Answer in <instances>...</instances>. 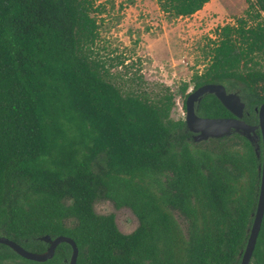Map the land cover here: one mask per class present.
Wrapping results in <instances>:
<instances>
[{"label":"trees","instance_id":"16d2710c","mask_svg":"<svg viewBox=\"0 0 264 264\" xmlns=\"http://www.w3.org/2000/svg\"><path fill=\"white\" fill-rule=\"evenodd\" d=\"M212 0H160L173 18ZM219 31L211 64L194 78L239 92L245 121L264 104V0ZM89 0H0V236L43 253L46 236L71 237L77 264H241L258 208L262 156L243 135L196 142L174 120L175 98L124 94L87 49L99 26ZM189 85H183L184 94ZM186 109V104H185ZM203 117L232 113L215 95ZM129 208L138 228L124 234L114 214ZM25 259L0 244V264H70ZM251 264H264V220Z\"/></svg>","mask_w":264,"mask_h":264},{"label":"rangeland","instance_id":"374dc122","mask_svg":"<svg viewBox=\"0 0 264 264\" xmlns=\"http://www.w3.org/2000/svg\"><path fill=\"white\" fill-rule=\"evenodd\" d=\"M89 1L99 26L95 43L87 49L89 56L124 94L152 101L172 95L176 105L171 117L178 121L186 119L185 104L195 90L194 78L210 66L219 31L248 18L249 1L255 0H212L186 18L166 15L160 0ZM185 84L189 85L186 94ZM95 210L100 215L114 214L124 234L139 226L131 209H117L111 201H98Z\"/></svg>","mask_w":264,"mask_h":264},{"label":"water","instance_id":"95a60500","mask_svg":"<svg viewBox=\"0 0 264 264\" xmlns=\"http://www.w3.org/2000/svg\"><path fill=\"white\" fill-rule=\"evenodd\" d=\"M211 94L215 95L234 117L210 118L200 116L197 113V106L205 96ZM245 110L246 103L243 101L239 92H229L223 84H205L189 94L186 101L185 121L187 129L193 133L196 142L207 141L209 139H223L237 133L245 136L251 143L255 144L258 137L257 130H261L263 140L261 193L255 221L250 232L249 242L241 262V264H251L264 220V104L259 109V124L255 126L245 121ZM257 150H259V148H257ZM45 240L50 243L48 250L43 253H35L28 251L26 248L7 237L0 236V244L10 247L15 253L25 259L40 263H45L53 259L57 248L63 243H68L73 248L70 264L78 263L80 253L79 247L71 237L62 235L52 238L51 236H46Z\"/></svg>","mask_w":264,"mask_h":264},{"label":"flooded vegetation","instance_id":"af4514ba","mask_svg":"<svg viewBox=\"0 0 264 264\" xmlns=\"http://www.w3.org/2000/svg\"><path fill=\"white\" fill-rule=\"evenodd\" d=\"M257 135L259 138L257 137L255 144H253V143L252 144L256 147V150H257V148H259V150H257V151L259 153V157L262 156V160H263V140H262L261 130H257Z\"/></svg>","mask_w":264,"mask_h":264}]
</instances>
